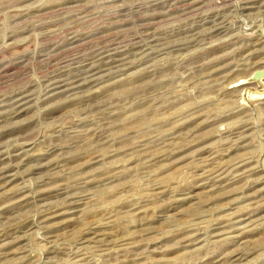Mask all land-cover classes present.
Listing matches in <instances>:
<instances>
[{"label":"rangeland","instance_id":"obj_1","mask_svg":"<svg viewBox=\"0 0 264 264\" xmlns=\"http://www.w3.org/2000/svg\"><path fill=\"white\" fill-rule=\"evenodd\" d=\"M0 264H264V0H0Z\"/></svg>","mask_w":264,"mask_h":264},{"label":"bare ground","instance_id":"obj_2","mask_svg":"<svg viewBox=\"0 0 264 264\" xmlns=\"http://www.w3.org/2000/svg\"><path fill=\"white\" fill-rule=\"evenodd\" d=\"M83 137V136H82Z\"/></svg>","mask_w":264,"mask_h":264}]
</instances>
